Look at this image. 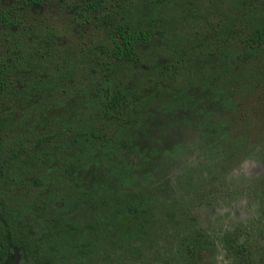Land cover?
I'll list each match as a JSON object with an SVG mask.
<instances>
[{
  "label": "rangeland",
  "instance_id": "1",
  "mask_svg": "<svg viewBox=\"0 0 264 264\" xmlns=\"http://www.w3.org/2000/svg\"><path fill=\"white\" fill-rule=\"evenodd\" d=\"M97 1L91 15L79 0H0L12 22L0 20V230L13 221L51 264H187L196 230L218 240L264 226V47L234 32L250 9ZM119 26L154 34L115 60ZM49 76L53 87L34 86ZM133 203L151 213L147 238L113 215ZM4 264L33 262L15 246Z\"/></svg>",
  "mask_w": 264,
  "mask_h": 264
},
{
  "label": "trees",
  "instance_id": "2",
  "mask_svg": "<svg viewBox=\"0 0 264 264\" xmlns=\"http://www.w3.org/2000/svg\"><path fill=\"white\" fill-rule=\"evenodd\" d=\"M190 4L194 0H188ZM243 6L250 9L247 12V17H244L243 24L235 29L238 32L240 29L246 30L244 45L249 49L264 47V0H236ZM81 8L89 14L95 13L101 5V1L79 0ZM252 3H257L258 8L252 11ZM0 20L6 25H12L8 12L0 13ZM103 21L111 22L112 16L106 14ZM152 31H139L132 33L126 28L119 26L115 35L114 45L111 50V57L115 60L130 58L133 53L134 46L138 42L148 41L153 36ZM37 52L31 54L32 61H35ZM40 53V52H39ZM42 54V53H40ZM41 56V55H40ZM20 58H25L20 56ZM26 66L27 72L33 70L35 63H22ZM11 68V67H9ZM177 71L176 65H168L163 67L164 73H174ZM50 76L44 81L37 78L34 81V86L53 87V83H48ZM58 84H55L57 87ZM5 83L0 79V88H4ZM120 93L106 100V108L108 111H115L119 105ZM99 137V136H95ZM108 141L105 137L103 142ZM3 158L0 149V169L3 166ZM115 217L120 215L121 218L127 219L132 226V237L147 238L150 229L152 228L153 218L148 207L143 203L127 204L122 210L116 209L113 212ZM5 229L0 230V264H4L6 256L12 247H19L23 253L25 262L32 261L33 264H51V260L40 254L39 247L29 238L26 230L20 229L11 220L5 221ZM72 229V234H76L78 227L69 225ZM264 226L260 221V225H241L234 231L225 232L220 239L214 240L208 237L200 230H196L191 234L186 244L187 264H200L197 260V252L199 250H214L220 248L223 253V262L221 264H264V237L262 230ZM82 252V251H81ZM85 252V251H84ZM39 253V254H38Z\"/></svg>",
  "mask_w": 264,
  "mask_h": 264
}]
</instances>
